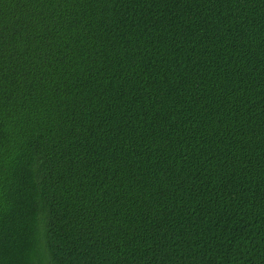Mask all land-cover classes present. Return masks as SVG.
Returning a JSON list of instances; mask_svg holds the SVG:
<instances>
[{"label": "trees", "instance_id": "trees-1", "mask_svg": "<svg viewBox=\"0 0 264 264\" xmlns=\"http://www.w3.org/2000/svg\"><path fill=\"white\" fill-rule=\"evenodd\" d=\"M0 264H264V0H0Z\"/></svg>", "mask_w": 264, "mask_h": 264}]
</instances>
